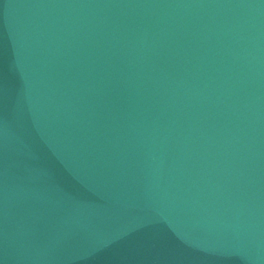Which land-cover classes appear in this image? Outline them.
<instances>
[{
  "label": "water",
  "instance_id": "95a60500",
  "mask_svg": "<svg viewBox=\"0 0 264 264\" xmlns=\"http://www.w3.org/2000/svg\"><path fill=\"white\" fill-rule=\"evenodd\" d=\"M0 264H264V0H0Z\"/></svg>",
  "mask_w": 264,
  "mask_h": 264
}]
</instances>
